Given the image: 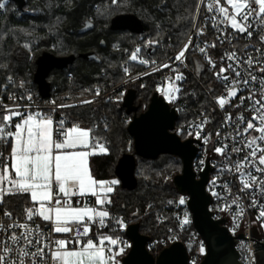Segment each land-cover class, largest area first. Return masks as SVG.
Returning <instances> with one entry per match:
<instances>
[{
	"label": "snow or ice",
	"instance_id": "1",
	"mask_svg": "<svg viewBox=\"0 0 264 264\" xmlns=\"http://www.w3.org/2000/svg\"><path fill=\"white\" fill-rule=\"evenodd\" d=\"M115 2L116 0H113V3ZM200 2L204 3L205 0ZM5 6L6 0H0V9ZM206 8L209 13L215 12L221 17L220 24H227L234 31L248 37L253 35L250 30L253 20L264 26V0H223V3L221 0H210ZM212 19L216 21L215 16ZM198 31L203 34V29ZM260 40L264 43V36H261ZM152 43L154 42L149 41V44ZM189 44L191 40L177 54V61L183 60ZM211 47H215V44ZM245 47L247 48V45ZM139 51L137 48L132 54V60L137 59ZM199 51L207 54L204 47ZM256 51L259 53L258 57L246 54V59L239 57L236 52L226 53V59L234 63L220 67L214 74L223 81L230 79L225 73L230 71L234 74L231 82L225 85L226 96L216 98L221 109L237 96L240 86L249 90L247 97H240V105L246 99L251 101L253 114L247 120L243 115L237 117L233 139L236 143H242V146L232 148L235 153L245 152V149L248 151L242 160L235 162L234 168L240 174L242 191L258 187L264 192V75L258 76L253 71L255 69L264 74V51ZM208 62L215 68L211 57H208ZM127 71L125 69L126 73ZM182 79V75L175 76L177 81ZM257 83L259 98L257 89L251 87ZM179 91V87L169 84L166 96L170 102L176 99L175 93ZM27 99L31 100V96ZM19 107L4 106L3 111L7 114L0 115V143H10L11 147L7 157L0 152V205L4 203L6 196L28 194L31 206L24 209V222L13 218L12 212L3 211V217L8 218L10 223L5 224L0 219V234L7 233L5 239H0V264H116L115 256L119 253H114L111 246L118 244L117 239L100 235L97 241L83 240V237H87L92 231V224L105 226L109 212L104 210L103 206L111 203L108 194L112 193L113 186L118 184L117 180L95 179L88 166V157L96 154V149L103 153H106L107 149L99 142L91 143L90 129H81L76 125L64 128L63 121L57 125L50 115L39 111L25 114L19 111ZM17 117L20 119L15 120ZM231 120V115H228L226 121ZM242 124L245 125L243 128ZM201 130L202 125L197 128V139L201 138ZM252 132L258 135H251ZM57 134L62 135L63 139H56ZM207 139L204 137L205 143ZM77 148H91V151H76ZM226 149L227 145H224L217 147L215 151L224 155ZM246 168H252L262 175H254L252 171L245 172ZM88 195L95 197V204L99 207H89L87 203L80 207L73 206L72 197ZM179 203L184 204L185 199L181 197ZM261 217H264V210L259 213L258 218ZM36 218L51 225L47 233L40 224L35 223ZM117 223L121 227L124 226L122 220ZM182 223H189L187 217ZM16 229H19V232ZM52 233H72L74 239H53ZM70 244H75L76 247L69 248ZM122 251L121 248L120 252Z\"/></svg>",
	"mask_w": 264,
	"mask_h": 264
},
{
	"label": "trees",
	"instance_id": "2",
	"mask_svg": "<svg viewBox=\"0 0 264 264\" xmlns=\"http://www.w3.org/2000/svg\"><path fill=\"white\" fill-rule=\"evenodd\" d=\"M98 1L73 0L72 8L65 12V20L61 23V39L65 42L63 50L52 48L47 41L46 43L39 41V45H43L45 49L37 52L27 49L19 41L10 40L3 43L0 77L4 79L13 76L37 88L33 82L35 62L44 51H49L57 56L75 54L78 59L63 70L54 69L50 72L48 80L51 82L52 98L60 99L66 95L75 97L93 95L96 88L110 89L126 77L122 69L124 63L130 62L132 69H137L136 64L130 60V55L137 46L141 47L144 56L152 59L162 58L181 45L191 29L198 0H123V7L117 6L119 9L113 11V15L105 21L99 20V16L96 15ZM28 3L29 0L24 7L26 12L17 6L23 16L29 13L26 8ZM124 13L136 14L142 20L145 32L135 34L127 30H112L111 19ZM86 21H92L94 27L85 33H79V29ZM115 35H119L116 47L113 51H108L109 44L115 41ZM46 36L47 39L50 38L48 34ZM102 40L106 43L104 47L101 45ZM149 41L160 43L153 54L148 51ZM89 51H94L100 57L101 63L79 57L80 53ZM134 87L137 91L135 103L139 105L141 112L147 108L156 87L153 79H148L145 85L137 84ZM62 114L65 128L77 125L90 129L92 138L101 140L107 149L106 153L96 154L91 159L94 177L97 180L116 178L114 169L119 157L130 150H132L130 153H134L133 138L127 131L132 116L126 114L122 102L98 97L89 104L66 109ZM181 119L182 114L176 126ZM182 138L184 139L185 136L182 135ZM0 152L7 157L10 153V144L0 146ZM139 161L146 165L144 169L140 168ZM181 171L182 161L177 156L161 154L155 160L136 156L135 175L138 181L136 189L124 190L120 182L119 185H115L110 195V217L106 221L105 229L96 234L93 226L88 237L97 241V238L105 233H109L112 237L118 234L125 235L124 231L115 227L119 215L128 223L139 221L141 232L149 235L150 241L167 236L169 230L175 226L176 214L185 208V204L180 206L176 204L181 194L173 183V177ZM29 206L31 201L28 194L9 195L0 205V210L20 214ZM161 249L162 246L158 250L150 251L157 255Z\"/></svg>",
	"mask_w": 264,
	"mask_h": 264
},
{
	"label": "built area",
	"instance_id": "3",
	"mask_svg": "<svg viewBox=\"0 0 264 264\" xmlns=\"http://www.w3.org/2000/svg\"><path fill=\"white\" fill-rule=\"evenodd\" d=\"M208 2L210 0H205L204 3H201L200 0L197 1L191 29L176 50L162 58L149 59L142 54L141 47L137 46L136 49L139 48L140 51L137 53V59L132 60L136 64L137 69L133 70L130 62L124 63L122 66L123 71L125 72V69L128 70L127 73L125 72L126 77L110 89H97L99 94L96 91L93 95L76 97L66 95L60 99L52 98L50 95L47 98H43L38 88L21 79H15L13 76L4 79L0 77V115L7 114L3 111L4 106L15 107V105H19V111L22 113L27 114L39 111L50 115L58 125L60 121H65L62 112L66 109L89 104L85 103V101H90L91 103L98 97L120 100L122 102L128 89L135 88L133 84L145 85L148 79H153L158 94L176 108L178 112L177 121L182 114V119L178 126H175V131L181 137L184 135V139H197V128L202 125L201 138L197 139L200 140L201 145L194 140V144L198 148L194 158V169L199 176V172L203 171L206 166L209 155V163L213 167L209 173L206 185L207 191L212 196L210 209L216 219L223 217L227 219L224 220L223 225L227 227L235 238L239 262L241 264H259L261 260L259 252L262 249L256 250L253 243H257V240L264 242V217L258 218L260 211L264 210V192H261L258 187L242 191L243 185L240 180V174L235 171L234 164L236 161L242 160L248 150L245 149V152L241 153L232 151L234 146H242V143H236V140L233 139L235 136L234 128L238 123L237 117L243 115L245 120H247L253 114L251 101L246 99L240 105V97H247L249 90L240 86L237 96L221 109L216 102V98L226 96L227 89L225 85L231 82L234 74L230 71L225 73L230 79L229 81H223L218 79L214 73L220 67H227L229 63H234L226 59V53L236 52L242 59H246V54L258 57L259 53H257L256 49L264 51V43L260 40V37L264 36V26L257 24L253 20V27L250 29L253 32L252 37L236 32L227 24H220L219 20L221 17L217 13H209L207 11L206 4ZM221 2L223 3V0ZM213 16L216 17L215 22L212 19ZM199 29H203V34H199ZM147 37L149 38V36ZM189 40H191V44H189L183 60L177 61L175 57L184 48L185 44L189 43ZM213 44H215V47H211ZM246 45L247 48L245 47ZM201 47L206 48V55L199 51ZM136 49L134 52H136ZM208 57H211L212 61L215 62V68L209 64ZM222 57L225 58L221 59ZM141 61H146V63H141ZM164 65L168 66L164 67ZM253 71L258 76L264 75L255 71V69ZM176 75H182L183 79L175 80ZM169 84H174L180 88V91L175 93L176 99L171 102L166 96L169 91ZM251 87L257 89V98H259L258 83L251 85ZM29 95L31 100L27 99ZM9 97H12V99ZM53 101L55 102L54 104L52 103ZM59 105L66 106L58 107ZM236 105H240V107H236ZM228 115H231V121H226ZM19 119V117L15 118V120ZM244 126L242 124L241 128ZM251 135H258V133L252 132ZM204 137L208 138L207 143H205ZM62 138V135H56V139L61 140ZM96 142L103 144L101 140L92 138V143L95 144ZM9 144L0 143V146ZM224 145H227L224 155L215 151L217 147H223ZM244 171H252L257 176L262 175L256 173L252 168H246ZM213 193H216V195H213ZM184 199L185 208L176 214L174 218L175 226L169 230L167 236L150 241L148 248L149 250H158L161 246L164 248L175 241H182L188 250L189 264H199L206 252V243L194 227L192 215L186 203L187 197ZM82 202V197H72L73 206L81 205ZM176 204L180 206L178 201ZM3 211L0 210V219L5 224L10 223L8 218L3 217ZM12 214L13 218L24 222V212ZM185 217L189 221L187 224L182 223ZM119 220L123 221V227L117 223ZM35 223L40 224L45 233L50 230L51 225L40 218H36ZM128 224V221L119 215L115 222V227L125 232ZM93 226L95 227V233L98 234L100 230L105 229L106 222L104 227L98 224ZM16 231L19 232V229H16ZM90 233L88 236H90ZM241 233L245 234L247 238H255L256 240L236 237ZM66 234L68 238L74 239L72 233ZM6 235L7 233L0 234V239H5ZM104 235L111 236L109 233ZM52 238L59 239V233H52ZM20 246L16 245V247Z\"/></svg>",
	"mask_w": 264,
	"mask_h": 264
},
{
	"label": "water",
	"instance_id": "4",
	"mask_svg": "<svg viewBox=\"0 0 264 264\" xmlns=\"http://www.w3.org/2000/svg\"><path fill=\"white\" fill-rule=\"evenodd\" d=\"M20 10H24L27 0H13ZM94 27L92 21H86L79 29V33H85ZM112 30H128L131 33L142 34L145 27L142 20L132 13H124L111 19ZM148 51L155 53L160 43L153 41ZM104 45V41H102ZM87 60L101 63L100 57L94 52L79 54ZM76 60L75 54L57 56L49 51H44L36 59V69L33 82L43 98L51 95V82L48 80L50 72L54 69L63 70L72 65ZM137 91L129 88L124 95L122 106L126 114L131 115L127 126L129 135L133 138L134 153L122 154L116 165L115 175L124 190L133 191L138 181L135 175L136 156L145 159H157L161 154L177 156L182 161V171L173 177V183L179 194L187 197V207L191 212L194 227L198 230L206 243V252L199 264H241L239 253L236 249L234 236L223 225L226 218L216 219L210 209L212 196L207 191L206 185L209 173L213 168L209 163V155L203 171L197 175L194 169V158L198 152L193 138L182 139L175 131L178 112L157 91L151 96L147 108L139 112V105L135 103ZM195 140V141H194ZM125 235L131 245L128 252L122 257L121 264H189V255L186 245L182 241H175L164 247L157 255L148 248L150 236L141 232L140 222L129 223L125 229ZM239 238H247L241 233ZM256 240V239H255ZM259 252L260 259L264 257V242L257 240L253 243Z\"/></svg>",
	"mask_w": 264,
	"mask_h": 264
},
{
	"label": "rangeland",
	"instance_id": "5",
	"mask_svg": "<svg viewBox=\"0 0 264 264\" xmlns=\"http://www.w3.org/2000/svg\"><path fill=\"white\" fill-rule=\"evenodd\" d=\"M72 2L73 0H29L26 6L29 13L23 16L13 0H6L5 8L0 9V17L2 19L0 22V56L3 43L10 40L22 42V45H25L27 49L35 50L36 52L44 48L43 45L39 44L46 43L45 41L52 48L63 50L65 42L61 39V23L65 20V12L72 8ZM122 3L123 0H116L115 3H113V0H99L95 9L96 15L99 16V20L105 21L113 15V11H117L119 7H123ZM46 17L47 21H45ZM47 34L50 37L49 39L46 38ZM118 37L119 35L114 36L115 41L109 44L108 51L115 49ZM36 45L39 46L36 47ZM132 54L130 55V60H132ZM136 85L133 84V86ZM97 89L99 88H96V91ZM97 152H100L99 149ZM129 152H132V150ZM140 163V168L144 169L146 165L142 164V162ZM114 180H117L119 185V180L117 178H114ZM181 197L185 198L186 196L181 195ZM133 222H137V220ZM112 238L118 240V244L111 247L114 253H119L115 256L116 264H121V259L128 252L131 243L123 234H118ZM121 248L123 249L122 252H120Z\"/></svg>",
	"mask_w": 264,
	"mask_h": 264
},
{
	"label": "crops",
	"instance_id": "6",
	"mask_svg": "<svg viewBox=\"0 0 264 264\" xmlns=\"http://www.w3.org/2000/svg\"><path fill=\"white\" fill-rule=\"evenodd\" d=\"M79 127H80V126H79ZM68 128H70V127H68ZM80 128H81V129H86V128H84V127H80ZM86 130H87V129H86ZM90 136H91V133H90ZM62 139H63V138H62ZM62 139H61V140H62ZM91 143H92V136H91ZM92 144H93V143H92ZM75 150H76V151H81V150H88V151H91V148H89V149L77 148V149H75ZM97 150H98V149H96V154H101L100 152H97ZM10 151H11V147H10ZM70 151H71V150H70ZM96 154H94V155H96ZM94 155H90V156L88 157V166H89L90 172H91V174H92L93 177H94V175H93V172H92V169H91V159H92V157H93ZM94 178H95V177H94ZM95 179H96V178H95ZM111 180H114V179L100 180V181H111ZM114 186H115V185H114ZM114 186H113V187H114ZM110 195H111V193L108 194V198H109V199H110ZM29 199H30V198H29ZM82 199H83L82 204H81V205H75L74 207H80V206H82V205L85 204V203H87L89 207H99L98 205L95 204V197H93V196H91V195H88V196L82 197ZM109 204H110V203H106V204L103 206V208H104V210H107V211L109 212V217H110ZM109 217H108V218H109ZM108 218L106 219V221L108 220ZM106 221H105V222H106ZM93 225H94V224L91 225V228L93 227ZM59 239L73 240V239L68 238V236H67L66 233H59ZM87 239H92L93 241H95L94 238H91V237L83 238L84 241H86ZM74 247H76L75 244H70V245H69V248H74Z\"/></svg>",
	"mask_w": 264,
	"mask_h": 264
},
{
	"label": "flooded vegetation",
	"instance_id": "7",
	"mask_svg": "<svg viewBox=\"0 0 264 264\" xmlns=\"http://www.w3.org/2000/svg\"><path fill=\"white\" fill-rule=\"evenodd\" d=\"M114 31H119V30H114ZM127 31H128V30H127ZM129 32H130V31H129ZM102 41H103V40H102ZM102 41H101V45H102ZM102 46H103V47L106 46L105 41H104V45H102ZM80 58H81V59H84V58H82V57H80ZM77 60H78V59H76V60L74 61V63H75ZM86 60H87V59H86ZM91 61H92V60H91ZM74 63H73V64H74ZM73 64H72V65H73ZM69 66H71V65H69ZM69 66H68V67H69ZM259 264H264V257L261 258Z\"/></svg>",
	"mask_w": 264,
	"mask_h": 264
}]
</instances>
